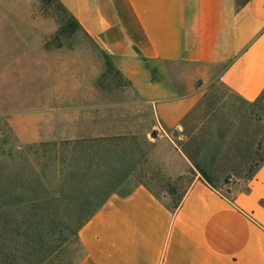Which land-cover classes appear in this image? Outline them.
Returning <instances> with one entry per match:
<instances>
[{
	"label": "crops",
	"instance_id": "obj_1",
	"mask_svg": "<svg viewBox=\"0 0 264 264\" xmlns=\"http://www.w3.org/2000/svg\"><path fill=\"white\" fill-rule=\"evenodd\" d=\"M60 2L168 125L195 100L176 96L171 62L216 65L219 81L247 100L264 93V0ZM29 14L0 0V77L8 85L0 111L33 142L78 130L65 118L76 111L58 106L73 99L75 76L61 79L58 68L85 58L87 65L90 56L89 46L46 42ZM20 24L22 34H11ZM76 83L88 91V77ZM78 240L83 254L75 264H264V158L232 183L196 177L175 210L143 183L117 191L79 228Z\"/></svg>",
	"mask_w": 264,
	"mask_h": 264
},
{
	"label": "rangeland",
	"instance_id": "obj_2",
	"mask_svg": "<svg viewBox=\"0 0 264 264\" xmlns=\"http://www.w3.org/2000/svg\"><path fill=\"white\" fill-rule=\"evenodd\" d=\"M10 1L16 10L34 15L32 21L39 23L46 42L59 46L72 44L79 49L89 46L90 59L87 65L85 58L84 65L69 60L68 67L58 68L61 79L75 76L74 91L70 94L73 99L59 100L58 106L76 111L65 118L67 124L73 123L78 130L49 133L58 136L54 139L26 141L25 136L13 129L10 113L0 111L1 210L18 211L20 216L29 209L11 205L13 199L36 194L59 195L54 171H48L50 179L42 173L46 160L42 143L45 142L95 140L94 146L79 148V155L99 156L102 144L117 148L121 154V148L125 147L135 176L132 183L118 191L127 192L143 180L169 204L183 195L196 177H204L214 184L232 183L249 177L264 158V93L255 100H247L219 81L216 65L171 62V75L178 87L176 96H191L195 100L177 125H168L162 120L155 101L147 102L139 96L97 42L75 25L55 0ZM11 22L19 24L17 19ZM21 25L19 31L18 26L10 29H16L11 34H20ZM3 36L0 34V39ZM69 54H73L72 51ZM154 76L160 78L158 72ZM87 77L89 89L83 91L82 84L76 80ZM7 86L0 77V93ZM34 102L28 101L27 105ZM50 148L53 153L57 148L59 152L71 149L62 145H50ZM84 211H78L77 206L70 203L63 206L61 214H53L57 221L67 223L65 230L71 237L43 264L77 262L83 254L78 225ZM3 237L1 234L0 239ZM6 252L18 254L13 248ZM13 260L24 264L19 258ZM0 264L12 263L0 259Z\"/></svg>",
	"mask_w": 264,
	"mask_h": 264
},
{
	"label": "trees",
	"instance_id": "obj_3",
	"mask_svg": "<svg viewBox=\"0 0 264 264\" xmlns=\"http://www.w3.org/2000/svg\"><path fill=\"white\" fill-rule=\"evenodd\" d=\"M55 1L63 8L65 14L69 15L72 22L80 27L77 19L60 0ZM95 144L93 139H66L61 142L42 143L43 155L46 157L42 173L44 177L50 179L48 171L50 169L54 171V184L59 195L36 194L13 199L10 201L11 205H17L18 209L20 207L29 209V212L20 216L17 215L18 211L0 209V235H4L3 240L0 239L1 260L18 264L13 259L19 258L24 264H43L71 237V233L65 230L68 228L67 223L57 221L53 214H61L63 206L70 203H74L78 211L85 210L79 217V231V228L113 193L133 182L135 176L133 162L127 157L125 147L121 148L123 154L108 144H102L99 156L77 153L79 148L86 149ZM50 145L69 146L71 149L69 152L65 150L59 152L57 148L53 153L50 151ZM139 183L145 184L155 192L145 181L140 180ZM184 194L171 204L165 203L175 210L181 204ZM11 248L18 254L6 252V249Z\"/></svg>",
	"mask_w": 264,
	"mask_h": 264
}]
</instances>
